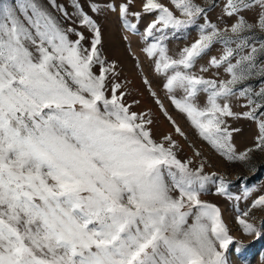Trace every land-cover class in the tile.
<instances>
[{
  "label": "snow or ice",
  "instance_id": "1",
  "mask_svg": "<svg viewBox=\"0 0 264 264\" xmlns=\"http://www.w3.org/2000/svg\"><path fill=\"white\" fill-rule=\"evenodd\" d=\"M133 4L0 0V264H241L264 241V222L253 215L264 212V163L253 162L264 154V0H142L136 12ZM109 12L139 35L193 136L251 173L236 177L242 196L206 171L204 153L139 63L170 130L155 138L151 109L132 110L141 102L128 101L131 82H118L117 63L102 52L95 17ZM144 16L152 19L141 32ZM169 41L184 46L170 54ZM240 122L254 128L242 150L234 142ZM181 140L191 155L181 156ZM209 185L250 201L234 215L243 239L201 199Z\"/></svg>",
  "mask_w": 264,
  "mask_h": 264
},
{
  "label": "rangeland",
  "instance_id": "2",
  "mask_svg": "<svg viewBox=\"0 0 264 264\" xmlns=\"http://www.w3.org/2000/svg\"><path fill=\"white\" fill-rule=\"evenodd\" d=\"M64 2V0H61ZM112 3L117 6L123 2V0H111ZM161 3L168 5V0H160ZM198 3H203V0H197ZM142 0H134V4L131 7L130 11L136 12L140 11ZM216 13H211L213 19H215ZM97 23L101 27L102 31V52L103 55L109 61H115L119 67L121 73L120 80L118 82L130 81L129 88L132 89L133 95H130L127 99L129 102L133 98L140 100L139 106H134L133 111H141L151 109L153 113V119L156 121L153 127V135L155 138H159L161 134L167 133L170 130V125L164 119L162 114L159 112V109L152 101V98L149 96L146 87L142 83L141 68L143 69V76H146L151 82L153 90L157 92L160 99L164 102L165 107L168 109L169 114L177 121V123L185 130L189 135V143L194 144L195 147L201 150L205 158L208 160L210 167H206V171L217 172L219 175L226 177L229 182V191L232 196H242V181H237V176H251V173L248 172L240 164H229L228 162L222 160L216 155H211L208 152V149L205 145L201 144L192 133L186 120L179 115L169 104L168 100L165 98L161 88H160V78L153 75L150 70V62L143 54L141 49L144 47V44L141 42L139 35H133L132 33L125 32L122 23L118 18L117 13H106L101 16L95 17ZM130 22L135 23V18L132 16L128 17ZM152 19L151 16H144L141 18L140 23L138 24L139 31H143L145 25ZM87 35V33H86ZM195 35V34H193ZM127 37V39H125ZM170 54H174L175 51L184 46L182 41H169ZM218 52L216 49H213L211 55H217ZM205 60H201L200 64L197 65L195 71H199L200 65H203ZM139 63L141 68H137L136 65ZM235 111H239L238 107H234ZM230 124L234 122L229 120ZM237 127L243 129L242 133L234 134L235 135V146L237 149H244L246 146H249L252 142V136L254 128L250 125L249 122H240L235 124ZM179 139V138H178ZM182 145L181 156L191 155L192 149L188 146V143L180 141ZM256 164L264 163V154H257L253 160ZM249 187L251 185H248ZM255 195V194H254ZM201 199L212 203L220 208L222 213V218L231 230V234L237 239H243L240 236V233L236 230V225L234 223V215L237 209L244 210L245 206L250 202L241 198L239 201L228 200L225 197L218 196L215 194L214 185H209L208 192L201 195ZM253 215L256 217L255 222L259 225L264 222V212L254 210ZM245 244H250L249 239H244ZM264 255V241L256 244L254 247L248 248L244 252L241 264H264V261L261 260V256Z\"/></svg>",
  "mask_w": 264,
  "mask_h": 264
}]
</instances>
